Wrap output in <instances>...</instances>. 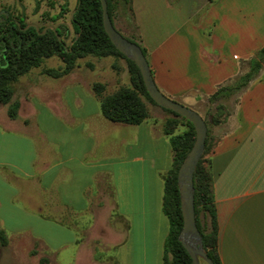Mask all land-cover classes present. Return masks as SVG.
Listing matches in <instances>:
<instances>
[{
  "label": "crops",
  "instance_id": "obj_1",
  "mask_svg": "<svg viewBox=\"0 0 264 264\" xmlns=\"http://www.w3.org/2000/svg\"><path fill=\"white\" fill-rule=\"evenodd\" d=\"M122 5L135 32L128 37L145 50L157 88L200 114L205 97L264 44V0ZM100 57H77L66 73L44 76L17 99L15 117L0 107V229L6 236L1 264H13L2 259L10 252L20 255L14 264H37L40 255L50 264L162 262L168 136L148 117L130 124L101 114L90 87ZM79 58L91 60L80 67ZM103 73L105 93L130 84L129 73L120 68ZM212 128L207 156L220 262L264 264V68L239 93L226 120ZM107 209L120 223L101 219L100 211ZM77 216L87 221L82 234ZM10 238L39 245L44 253L8 249Z\"/></svg>",
  "mask_w": 264,
  "mask_h": 264
},
{
  "label": "trees",
  "instance_id": "obj_2",
  "mask_svg": "<svg viewBox=\"0 0 264 264\" xmlns=\"http://www.w3.org/2000/svg\"><path fill=\"white\" fill-rule=\"evenodd\" d=\"M119 0H106L107 12L111 20V10ZM128 3L129 0H122ZM66 1L61 5V10L66 9ZM73 12L69 21L76 38L66 44L62 38V25H54L40 32L44 25L23 29L26 24L21 18L6 16L0 27V102L7 103L12 94L11 83L31 67L38 66L41 61L53 54L62 62L59 67H45L43 72L51 76H60L69 71L75 64L77 57L91 54L97 57L116 55L125 58L129 72V85H119L109 93L104 92V84L93 81L90 87L96 96L101 114L115 122L137 124L148 117L145 100L156 104L147 94L140 73L134 62L118 51L108 39L101 23V7L99 0H75ZM61 11V13H62ZM60 13V11H59ZM60 14H55V19ZM112 23V20H111ZM113 25V23H112ZM116 29V28H115ZM117 30V29H116ZM118 31V30H117ZM123 35V34H122ZM124 36V35H123ZM135 41L141 48L144 56L145 50L135 37L124 36ZM264 68V44L256 49L250 56L239 60L238 72L216 86L215 90L205 97L206 135L203 151L192 173L193 208L196 227L201 235L202 247L214 264H221L217 253V225L215 207L212 193V174L210 171L209 157L204 154L212 145L210 134L211 126L224 122L232 112L239 93L255 79ZM232 97V104L225 101ZM158 105V104H157ZM18 101L8 103L7 115L15 117ZM170 112L162 126V132L168 136L171 147V166L163 175V189L161 209L168 221V230L163 240L161 264H191V259L180 241L177 233L181 226L178 190L176 186V169L188 151L194 131L192 124L176 112L161 107ZM179 119L187 125L180 132L174 128ZM107 186L110 187L108 181ZM6 242V236L0 229V244ZM30 253H36L34 248ZM37 264H50L46 255L37 258Z\"/></svg>",
  "mask_w": 264,
  "mask_h": 264
},
{
  "label": "rangeland",
  "instance_id": "obj_3",
  "mask_svg": "<svg viewBox=\"0 0 264 264\" xmlns=\"http://www.w3.org/2000/svg\"><path fill=\"white\" fill-rule=\"evenodd\" d=\"M64 1L67 2L66 9L62 11L61 5L63 4ZM74 2L75 0H0V27L2 26L6 16H10L11 18L17 17L16 21H18V19L20 20L21 18L26 23L34 22L37 26L47 25V24H50L52 26L62 25L61 26L62 38L66 44H69L72 36L75 34L70 24V21H69L70 11L72 10ZM57 13L60 15L56 17L55 19H52L51 17H53V15ZM127 15H128V11L126 10L125 6L122 5V0H119L111 10V20L115 28L121 34H123L124 36H131L135 32H134L133 25L131 21L129 20V18L127 17ZM85 59L91 60V58H79L77 64H79L80 67L84 66L85 63H83V61ZM100 59H102L99 62L100 69L90 72L91 73L90 75L94 81L102 80V74H99L100 71L101 73L103 72L105 73L106 71L115 72L118 68H120V70L126 73L128 72L127 62L125 58L121 56L109 54V55L100 57ZM61 65H62V62L59 59V57L53 54L49 57L44 58L38 66L31 67L25 73L19 75L17 79L11 83L12 94H11L9 102L13 100L17 101V99H20L27 92H29L31 88L34 89L37 83H39V81L43 79L44 76L48 75L42 71L43 68L59 67ZM232 97L233 96H230L225 102L228 104H232ZM9 102L7 103L0 102V107L2 111H5L6 114H7V109H8L7 106ZM145 103H146V107L148 110L149 120L151 121V123L154 125V127L157 130L162 131V126L164 124L165 119L167 117H171L172 114L162 109L161 106L157 104H153L147 100H145ZM16 112H17V109H16ZM200 112L201 114H203L202 116L206 117V114L204 113V108L200 107ZM186 126L187 125L185 124V122L179 119L178 123L176 124L174 128V131L180 132L183 129H185ZM215 131L216 129L212 128L210 130V133L214 134ZM138 150H140V147H138ZM204 155L207 156V152ZM133 171L134 169L132 168L131 173ZM92 202L93 203L91 205L90 210L95 209V200H93ZM83 216L87 217L88 213ZM100 217L101 219H103V221L104 220L107 221L108 225H112L115 222L118 223L119 220H121L119 217H117L114 214V212L111 209H107V211H104L102 213L100 211ZM69 218L71 219L72 217H69ZM75 218L78 219V222L75 225L77 228V233L82 234L84 230L86 229L87 221L82 222L80 216H77ZM65 219L69 220L68 218H66V216H65ZM7 248L15 249V250L22 249L23 251H26L29 254H31L29 249L34 248L39 254L44 253V249L41 246L32 245L28 243L27 240H18V239L10 238L9 246H7ZM10 254L11 255L7 254L5 257H2V259H6V262L8 260V262L13 263V264L17 263L18 259L20 258L19 257L20 255L17 253L16 255L13 256L14 254L13 252H10ZM98 254H101V253H98ZM104 257L109 261L108 256H104ZM29 258L32 259L30 261L33 262V258L31 257ZM3 262L4 261H1V257H0V264ZM199 264H206V263L203 260L199 259Z\"/></svg>",
  "mask_w": 264,
  "mask_h": 264
},
{
  "label": "water",
  "instance_id": "obj_4",
  "mask_svg": "<svg viewBox=\"0 0 264 264\" xmlns=\"http://www.w3.org/2000/svg\"><path fill=\"white\" fill-rule=\"evenodd\" d=\"M99 1L101 7V23L104 32L112 45L125 57L134 62L149 97L159 106L176 112L192 124L194 131L192 143L176 169V186L181 215V226L177 233V239L190 256L191 264H199V259L203 260L206 264H214L202 247L201 235L196 227L193 208L192 173L203 151L206 135L205 119L192 107L168 97L157 88L140 46L135 41H131L124 37L115 29L107 12L106 0ZM72 12L73 9L70 11V15ZM28 26H33L38 30V26L34 22H27L22 28L25 29ZM47 27L53 29L52 25L47 24L42 27L40 32H44ZM77 35L78 32H75L73 39L76 38ZM71 42L72 40L69 44Z\"/></svg>",
  "mask_w": 264,
  "mask_h": 264
}]
</instances>
